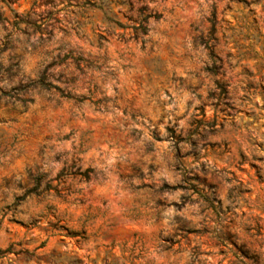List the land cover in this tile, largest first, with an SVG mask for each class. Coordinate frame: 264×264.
I'll return each mask as SVG.
<instances>
[{
  "label": "rangeland",
  "instance_id": "374dc122",
  "mask_svg": "<svg viewBox=\"0 0 264 264\" xmlns=\"http://www.w3.org/2000/svg\"><path fill=\"white\" fill-rule=\"evenodd\" d=\"M0 264H264V0H0Z\"/></svg>",
  "mask_w": 264,
  "mask_h": 264
},
{
  "label": "trees",
  "instance_id": "16d2710c",
  "mask_svg": "<svg viewBox=\"0 0 264 264\" xmlns=\"http://www.w3.org/2000/svg\"><path fill=\"white\" fill-rule=\"evenodd\" d=\"M145 11L144 8H142L140 11H139V19H138V25L136 27H133V32H134V39H136L137 37H140L141 38V41L143 43V37L144 35L147 33V21L148 19H154V20H157L159 18V16L155 15V14H151V13H148V14H144L143 12ZM66 58H70L72 59L74 62H77L78 60H81L80 58H74L72 57L71 53H67L66 55L63 56V58L59 61H63L65 60ZM44 78H45V75H42L39 80L35 83V85L39 86V87H43L45 86L44 84ZM99 101H96V102H93V104H98ZM79 175H82V176H85L87 177V175H83V174H79ZM43 180V176L40 175V176H37L33 179V182L35 184V188L38 187L41 182ZM186 183V182H185ZM49 188V187H48ZM183 190H188L187 187H182ZM201 200L200 202L201 203H207L208 206L211 205V203L209 202L208 198H206L205 196H202L201 195Z\"/></svg>",
  "mask_w": 264,
  "mask_h": 264
}]
</instances>
